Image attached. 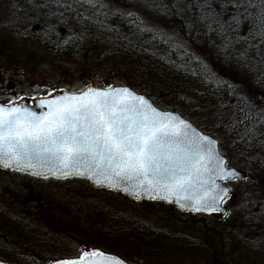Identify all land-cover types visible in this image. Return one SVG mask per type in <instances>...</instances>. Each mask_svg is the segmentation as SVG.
<instances>
[{"label": "trees", "instance_id": "trees-1", "mask_svg": "<svg viewBox=\"0 0 264 264\" xmlns=\"http://www.w3.org/2000/svg\"><path fill=\"white\" fill-rule=\"evenodd\" d=\"M118 1L111 4L108 0H99L105 7L77 6L76 11H64L56 0H0L7 6V13L12 19L10 28L21 29L22 40L48 58L42 61L49 68L61 60L77 64L87 75L81 87L111 82L128 85L154 98L158 106L181 113L198 128L218 139L219 150L228 165L247 174L240 181L251 185H257L258 180L264 181V128L259 126V117L246 120L240 112L245 106V98L253 105L252 112L264 108V61H261L255 47L249 48V43L258 42L249 36L250 20L241 17L243 22L239 31L233 30L234 24L229 27L232 17L244 12V8L233 7L237 0H207L210 8L202 7L206 0H128L126 4L122 3L125 0ZM71 2L61 0V3ZM252 2L259 3L260 0ZM240 3L247 4L248 0H240ZM40 4H47L48 7L41 8ZM256 11L248 9L253 14ZM60 12H64L63 16ZM208 13H213L225 27L221 29L220 23L205 19ZM52 26L55 31H47ZM66 40L69 41L67 44L64 43ZM261 47L264 48V45ZM217 80L221 83L217 84ZM258 80L261 82L257 83ZM231 85H239L235 93L230 89ZM55 88L67 87L53 86L50 90ZM45 94L47 92L43 90L36 95ZM217 124L220 126L217 127ZM254 124L255 136L246 134V130L253 129ZM4 171L14 173L10 181L0 183V260L13 259V264H42L26 254L33 246L28 243L25 234L35 232L39 225L30 224L26 232L15 225L20 220L34 219L37 222L40 220V225L44 226L43 221L51 220V215H47V197L30 183H20L22 185L19 186L17 178L22 172ZM230 182L227 181L229 186ZM114 193L125 201L134 200ZM231 193H235L236 197L229 200L241 201V196L232 189ZM245 199L235 215L248 220L251 217L248 212L255 209L257 213L253 218L259 217L264 226V198ZM229 209H226L228 213ZM42 216L45 219H39ZM225 217L213 216L212 223L219 222L220 225L204 226L199 237L191 239L182 233V229L177 234L165 235L160 228L148 226L126 213L116 212L105 218L108 226L116 224L119 229L143 230L172 243L186 241L190 246L208 252L211 255L210 264H226L229 251L235 248L229 245L230 234L237 237L244 247L264 248L263 238L259 237H253V243L246 244L243 234L237 236L240 226H225ZM101 247L117 253V249ZM56 258L60 257L53 260Z\"/></svg>", "mask_w": 264, "mask_h": 264}, {"label": "snow or ice", "instance_id": "snow-or-ice-1", "mask_svg": "<svg viewBox=\"0 0 264 264\" xmlns=\"http://www.w3.org/2000/svg\"><path fill=\"white\" fill-rule=\"evenodd\" d=\"M56 3L64 11H76L77 6L105 7L99 0ZM202 7L211 5L206 0ZM233 7H243L244 12L234 15L229 27L234 24L233 30L239 31L241 17L250 20L249 36L258 42L249 43V48L255 47L264 61V0H248L247 4L237 0ZM249 8L257 9L256 13L248 12ZM59 14L63 16L64 12ZM204 18L220 23L221 29L225 27L213 13ZM47 31H55L54 26ZM205 69L207 72V66ZM238 87L231 85L230 89L235 93ZM44 91L47 95L38 98L37 105L43 111L24 104V96L0 102V168L45 179L86 178L99 188L122 191L137 200L146 196L149 200L175 203L181 210L193 213L229 215L224 205L230 199V189L218 181L244 177L228 167L219 151V140L181 113L158 106L154 98L124 84H86L71 90ZM54 91L62 94L54 95ZM252 108L245 98L240 112L246 120L259 117V126L264 128V108L255 113ZM255 127L254 124L253 129H247L246 134L255 136ZM50 264L127 261L99 247H84L77 249L75 255L56 258Z\"/></svg>", "mask_w": 264, "mask_h": 264}, {"label": "rangeland", "instance_id": "rangeland-1", "mask_svg": "<svg viewBox=\"0 0 264 264\" xmlns=\"http://www.w3.org/2000/svg\"><path fill=\"white\" fill-rule=\"evenodd\" d=\"M108 1L115 4L117 0ZM122 3L126 4L129 1L125 0ZM7 11L5 3L0 2V96L2 98L31 97L45 89L50 90L53 86L74 88L83 85L87 75L82 72L80 65L61 60L49 68L48 64L42 61L48 58H44V54L39 49L31 45L27 46L22 40L21 29L17 31L10 28L12 19ZM42 55L43 57L40 58ZM4 170L0 168V183L8 182L13 177L14 172L11 174L10 171ZM17 180L19 186L22 185L20 183H30L37 190L39 189L49 203L47 215H51V220L43 221L44 226L40 225V220L37 222L34 219L26 222L20 220L15 225L23 232H26L30 224L39 225L35 232L25 234L26 240L33 246L26 254L42 264H50L55 257L65 258L75 255L79 248H102V245L109 249H117V253H110L121 256L130 264H210L211 262V255L208 252H202L186 241L176 240L172 243L159 236L149 235L143 230L128 231L126 227L119 229L116 224L108 226L106 218L116 212L126 213L144 221L148 226L160 228L165 235L177 234L182 229V233L191 239V237H199L204 226L220 225L219 222L212 223L213 215L181 212L158 200L128 202L119 198L114 192H107L105 188L88 186L87 181L81 177L45 179L21 173ZM230 187L241 196V201L238 199L232 202L228 199L225 205L230 208V212L223 220L225 226L234 228L240 226L239 229L237 228V236L243 234L246 244L253 243V237H259L263 238L262 246H264L262 220H259V217L253 218L257 210L252 209L248 212L251 214L248 220L235 215L242 202L247 200L245 197L264 198V181L258 180L257 185H251L240 180H232ZM39 219H45V216ZM230 236H228L229 245L235 248L234 251H229L226 264H264V248L253 249L247 245L244 247L237 237L233 234ZM11 261L13 259L5 262L13 264Z\"/></svg>", "mask_w": 264, "mask_h": 264}, {"label": "water", "instance_id": "water-1", "mask_svg": "<svg viewBox=\"0 0 264 264\" xmlns=\"http://www.w3.org/2000/svg\"><path fill=\"white\" fill-rule=\"evenodd\" d=\"M109 84H112V85H117V84H113V83H111V82H107V83H104L103 85H95V84H91V85H93V86H97V87H105V86H107V85H109ZM126 86H128V85H126ZM128 87H130V86H128ZM58 89H67V88H56V89H53V90H58ZM67 90H70V89H67ZM59 94H62V93H60L59 91H54V95H59ZM142 94V93H141ZM47 94H45V95H36V96H33V97H36L37 99H33V97H25V99H24V101H22L24 104H26L27 106H29V107H31V108H33L34 110H36V111H43L42 109H39L38 107H37V105H38V103H39V99L38 98H40V97H43V96H46ZM0 102H3L2 100H0ZM212 136V135H211ZM214 138V137H213ZM218 148H219V145H218ZM220 151V150H219ZM228 167L229 168H231V169H235L237 172H239L240 173V175H241V177H244L243 179H245V177L247 176V174H245V172L244 171H242V170H240L239 168H236V167H234V166H229L228 165ZM3 169V168H2ZM23 173H27V174H29L28 172H23ZM30 175V174H29ZM36 177V176H35ZM49 177H53V176H49ZM88 183H90V185H92V186H94V187H97L92 181H90V180H88V179H86V178H84ZM239 180H242V179H239ZM219 183H221V184H223V185H225V186H227L228 188H230L229 187V185L227 184V181H218ZM106 189H108V188H106ZM110 190H112V189H110ZM112 191H114V192H118V193H121V194H124V195H126V196H128V197H130V198H132V199H135L133 196H131V195H128V194H126V193H124V192H122V191H117V190H112ZM231 195V197H235L236 195L234 194V193H231L230 194ZM141 199H148L146 196L145 197H142ZM135 200H137V199H135ZM162 202H165V201H162ZM172 205L176 208V209H178V210H180V211H184V212H190V211H187V210H181L180 209V207L178 206V205H176L175 203H172ZM224 208H225V210L227 209V207L224 205ZM227 211V210H226ZM214 216L216 217V218H221V217H223L224 215L222 214V213H216V214H214ZM1 261V260H0ZM3 262V264H9V263H6V262H4V261H2ZM127 264H130L129 262H127Z\"/></svg>", "mask_w": 264, "mask_h": 264}, {"label": "flooded vegetation", "instance_id": "flooded-vegetation-1", "mask_svg": "<svg viewBox=\"0 0 264 264\" xmlns=\"http://www.w3.org/2000/svg\"><path fill=\"white\" fill-rule=\"evenodd\" d=\"M0 100H2L3 102H7V98H2L1 96H0Z\"/></svg>", "mask_w": 264, "mask_h": 264}]
</instances>
